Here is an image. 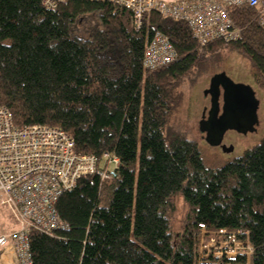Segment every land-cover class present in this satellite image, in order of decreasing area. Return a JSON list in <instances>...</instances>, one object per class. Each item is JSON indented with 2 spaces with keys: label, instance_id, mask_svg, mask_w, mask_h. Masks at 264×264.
Masks as SVG:
<instances>
[{
  "label": "trees",
  "instance_id": "16d2710c",
  "mask_svg": "<svg viewBox=\"0 0 264 264\" xmlns=\"http://www.w3.org/2000/svg\"><path fill=\"white\" fill-rule=\"evenodd\" d=\"M43 1L0 0V107L17 129L57 128L77 153L119 163L108 180L83 177L58 198L63 229L29 230L31 264H264V138L207 169L198 144L173 125L178 89L219 50L246 59L264 91L258 10L229 9L240 38L200 46L184 22L157 11L137 30L130 11L107 1L65 0L51 10ZM155 33L177 57L150 69ZM179 202L186 220L173 233ZM220 230L240 232L251 256L198 257Z\"/></svg>",
  "mask_w": 264,
  "mask_h": 264
},
{
  "label": "built area",
  "instance_id": "2783aa9c",
  "mask_svg": "<svg viewBox=\"0 0 264 264\" xmlns=\"http://www.w3.org/2000/svg\"><path fill=\"white\" fill-rule=\"evenodd\" d=\"M65 0H44L53 9ZM107 1L130 11L136 29L144 15L157 11L161 16L184 22L200 46L221 40L236 41L241 36L229 16V9L249 7L258 10V24L264 27V0H92ZM144 65L155 69L173 62L177 53L167 37L155 33L147 43ZM118 160L104 154L77 153L72 139L62 130L45 126L17 129L7 110L0 107V207L14 217L16 228L0 232V248L11 246L18 264H31L28 232L34 229L51 233L65 226L58 218L55 205L65 192L73 190L86 176L108 180ZM240 232L220 230L211 237L206 249L200 247L206 260L211 255L220 260L237 255L248 259L252 247L239 239ZM246 235V232H244Z\"/></svg>",
  "mask_w": 264,
  "mask_h": 264
},
{
  "label": "rangeland",
  "instance_id": "374dc122",
  "mask_svg": "<svg viewBox=\"0 0 264 264\" xmlns=\"http://www.w3.org/2000/svg\"><path fill=\"white\" fill-rule=\"evenodd\" d=\"M95 21L96 17H93L87 23L90 25ZM216 75H223L227 79L232 80L236 85L253 89L259 100V111L262 114L259 117L260 122L255 132H249L247 135H244V131H241L239 134L235 131H228L220 145L218 143L212 145L204 140L203 134L205 131H202L200 126L203 114L210 107L209 100L205 97L204 92L208 88L210 80ZM192 77V79L185 80L178 89L183 103H181L173 116V125L183 132L188 139L198 144L205 168H220L226 163L242 156L245 151L263 140L264 91L253 80L247 60L226 48L209 55L200 71L198 73L195 71ZM224 148L228 151H224ZM186 214V206L182 202H179L178 210L174 214L173 233L180 232L186 220ZM13 228H16L14 217L6 209L0 207V232H10ZM207 242H203V244H207ZM202 246V249H206L207 247V245ZM205 258L202 253V259Z\"/></svg>",
  "mask_w": 264,
  "mask_h": 264
},
{
  "label": "flooded vegetation",
  "instance_id": "af4514ba",
  "mask_svg": "<svg viewBox=\"0 0 264 264\" xmlns=\"http://www.w3.org/2000/svg\"><path fill=\"white\" fill-rule=\"evenodd\" d=\"M228 80L232 85H230ZM228 80L225 81L222 79L220 83H217L215 86L216 89L212 93L209 92L211 89L210 80L208 88L204 92L205 97L209 100L210 107L203 114L200 126L202 131H205L203 134L204 140L212 145L216 143L220 145L228 131H235L238 134L244 131V135H247L249 132H255L260 122L259 117L262 115L259 111V100L253 89L249 91L251 92L252 101L257 106L244 112L239 111V109L237 110L236 99L237 97L241 99L244 93L241 92L239 87H234L236 84L232 80ZM243 87V91L247 92L245 89L246 86ZM238 91L242 93L240 95L241 97L238 96ZM244 106V104H240L239 108L242 110L245 108ZM212 108L213 111L211 112ZM223 150L226 151L227 149L224 148Z\"/></svg>",
  "mask_w": 264,
  "mask_h": 264
},
{
  "label": "water",
  "instance_id": "95a60500",
  "mask_svg": "<svg viewBox=\"0 0 264 264\" xmlns=\"http://www.w3.org/2000/svg\"><path fill=\"white\" fill-rule=\"evenodd\" d=\"M222 79L223 80H225V81H227L228 79L225 77V76H223V75H216V76H214L213 78H212V80H211V83H210V87H211V89L209 90V92L210 93H212L213 91H215V86H216V84L217 83H220L221 81H222ZM224 81V82H225ZM229 81V80H228ZM229 83H230V85H232V83L229 81ZM234 87L235 88H240V90H241V92H243L244 94H243V97H241L240 95H242V93L240 92V91H238L237 92V94H238V96H240L241 97V99H239L238 97H237V99H236V103H237V110L239 109V111H241V112H244V111H247V110H251L254 106L256 107L257 106V104H255L253 101H252V99H251V95H250V91L249 90H251L250 88H245L246 90H247V92H245V91H243V86H241V85H234ZM249 96V97H248ZM240 102H242V103H240ZM240 104H244L245 106V108L244 109H240L239 107H240ZM253 105V106H252ZM213 111V108H212V110H211V112ZM210 112V113H211Z\"/></svg>",
  "mask_w": 264,
  "mask_h": 264
},
{
  "label": "crops",
  "instance_id": "0c3cea01",
  "mask_svg": "<svg viewBox=\"0 0 264 264\" xmlns=\"http://www.w3.org/2000/svg\"><path fill=\"white\" fill-rule=\"evenodd\" d=\"M0 264H18L11 246L0 248Z\"/></svg>",
  "mask_w": 264,
  "mask_h": 264
}]
</instances>
